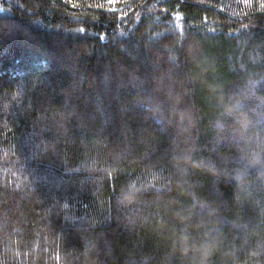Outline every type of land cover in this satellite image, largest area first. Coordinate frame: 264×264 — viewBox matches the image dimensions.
<instances>
[{"label":"trees","instance_id":"obj_1","mask_svg":"<svg viewBox=\"0 0 264 264\" xmlns=\"http://www.w3.org/2000/svg\"><path fill=\"white\" fill-rule=\"evenodd\" d=\"M0 264H264V0H0Z\"/></svg>","mask_w":264,"mask_h":264},{"label":"snow or ice","instance_id":"obj_2","mask_svg":"<svg viewBox=\"0 0 264 264\" xmlns=\"http://www.w3.org/2000/svg\"><path fill=\"white\" fill-rule=\"evenodd\" d=\"M109 2H110V3H114V2H115V0H109Z\"/></svg>","mask_w":264,"mask_h":264},{"label":"rangeland","instance_id":"obj_3","mask_svg":"<svg viewBox=\"0 0 264 264\" xmlns=\"http://www.w3.org/2000/svg\"><path fill=\"white\" fill-rule=\"evenodd\" d=\"M5 25L9 26V24H5ZM10 25H12V24H10Z\"/></svg>","mask_w":264,"mask_h":264}]
</instances>
